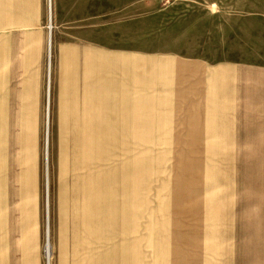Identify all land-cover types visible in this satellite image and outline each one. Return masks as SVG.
<instances>
[{"label":"crops","instance_id":"1","mask_svg":"<svg viewBox=\"0 0 264 264\" xmlns=\"http://www.w3.org/2000/svg\"><path fill=\"white\" fill-rule=\"evenodd\" d=\"M48 11L49 28L46 0H0V116L10 117L9 146L12 148L8 251L11 264H19L20 246L22 264H30L28 249L23 244L28 242V233L36 242L35 228H38V224L28 220L23 234L20 232L21 199L15 179L20 164L16 149L19 148V117L44 116L48 83V112L53 111L57 117L61 97L70 85V62L63 61V53H76L74 63H80L81 68L79 78L83 75L84 53L93 48V41L87 37L91 44H83L85 0H50ZM108 46L107 107L103 108L100 92L96 112L99 118L102 110L107 112L103 114L107 115V129L99 124L98 131L108 133L109 192L111 204L118 205L111 221L117 220L118 212L119 218L122 213L125 216L130 210L128 204H135L137 210L139 206L140 215L146 213V218L154 216L157 209L151 207L150 197H161L163 189L174 221L173 229L166 236V264H214L212 236L205 227L200 229L199 224L207 200L212 203L214 138L220 136L223 141L216 147L221 149L227 165L236 149L264 148L260 143L264 129L255 127L264 121V113L256 109L250 116L245 113L248 76L245 65L237 57L230 60L223 51L220 59L214 60L212 37L203 48L196 44V49L189 51L179 47L162 54L152 51L150 56L148 51H134L127 42L118 44L116 40H109ZM94 50L100 53V45ZM58 56L60 68H57ZM252 82H255L253 78ZM214 101L218 108L215 113ZM248 124L252 128L247 129ZM246 138L260 144L246 147ZM45 150L49 179V134ZM16 189L18 194L11 196ZM32 196L28 193L25 198ZM225 196L229 198L228 193ZM46 200L48 218V196ZM183 216H189L191 221H184ZM144 228L146 236L124 239L123 243L116 241L109 228V242L102 249L99 247L94 264H121L122 260L125 264L156 262L161 226L144 225ZM222 240L226 241L227 248L221 252V264H230L231 260L238 263V257L230 255L228 250V230L222 232ZM146 241L152 247L151 252L145 251ZM206 245L209 258L205 256ZM117 255L123 258L118 259Z\"/></svg>","mask_w":264,"mask_h":264},{"label":"rangeland","instance_id":"2","mask_svg":"<svg viewBox=\"0 0 264 264\" xmlns=\"http://www.w3.org/2000/svg\"><path fill=\"white\" fill-rule=\"evenodd\" d=\"M85 3L86 36L83 44L93 41V48L91 52L84 53L83 75L78 78L81 68L80 63H74L76 53H63V61L70 62V85L68 92L61 97L62 106L57 117L53 111L51 114L48 112L49 83L44 116L37 118L26 114L19 117V148L16 149L20 164L15 179L21 199V234L28 220L38 224L35 228L36 242L28 233V242H24L23 247L26 251L28 249L26 256L30 264H48V233L52 249L49 264H94L99 247L102 249L109 242V228L116 241L123 243L124 239L146 236L144 225L150 227L155 224L161 226V245L158 260L150 264H166V236L173 229L174 221L163 189L161 197H150L151 207L157 209L154 216L146 218V213L140 215L139 206L137 210L135 204H128V213L125 216L122 213L119 218L118 212L117 220L111 221L118 205L111 204L109 192L108 133L98 131L99 124L106 128L107 115L103 114L107 112L102 110L101 118L96 112L100 97L101 103L105 104L103 108L107 107L109 40H116L118 44L127 42L134 51H148L150 56L152 51L162 54L165 50L179 47L189 51L196 49V44L203 48L206 40L210 41L212 37L214 60L220 59L223 51L230 60L237 57L245 65L248 72L245 82L246 115H252L254 109L263 114L264 0H85ZM46 6L49 28L48 0ZM99 45L100 53L94 50ZM49 54L48 48V70ZM57 68H60L59 56ZM216 109L214 101V113ZM261 123L255 127L264 129V121ZM247 127L252 128L251 124ZM48 134L49 179L45 150ZM261 136V142L252 143L250 138H246L245 146L264 145V132ZM9 144L10 117L0 116V264L13 263L8 253L12 174V165L9 164L12 148ZM221 144V137L215 136L211 163L212 203L210 205L207 200L204 210L202 207L200 229L205 227L212 236L214 264H221V252L227 248L226 241L222 240L224 230L229 232L230 255L235 254L239 259L238 263L231 260L230 264H264V148L236 149L227 165V159L220 154L221 149L216 147ZM28 193L33 195L32 198H25ZM227 193L229 198L225 196ZM12 194H18L17 189ZM47 196L50 202L48 218ZM125 200L128 203V198ZM183 220L191 221L189 216H183ZM144 248L152 251L147 241ZM20 249L23 248L20 246ZM21 250L19 264H22ZM205 256L210 257L208 246ZM117 257L123 258V255ZM121 264H125L124 260Z\"/></svg>","mask_w":264,"mask_h":264},{"label":"bare ground","instance_id":"3","mask_svg":"<svg viewBox=\"0 0 264 264\" xmlns=\"http://www.w3.org/2000/svg\"><path fill=\"white\" fill-rule=\"evenodd\" d=\"M50 0H48L49 2ZM51 49V48H50ZM48 232V231H47ZM51 244L49 242V235L47 233V237H46V259H47V263L49 264L50 258H51Z\"/></svg>","mask_w":264,"mask_h":264}]
</instances>
